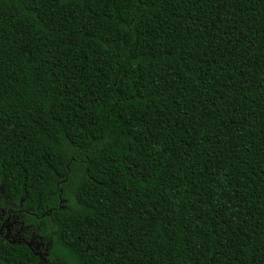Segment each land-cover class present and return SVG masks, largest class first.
<instances>
[{"label": "trees", "instance_id": "obj_1", "mask_svg": "<svg viewBox=\"0 0 264 264\" xmlns=\"http://www.w3.org/2000/svg\"><path fill=\"white\" fill-rule=\"evenodd\" d=\"M0 189L46 264H264V0H0Z\"/></svg>", "mask_w": 264, "mask_h": 264}, {"label": "rangeland", "instance_id": "obj_2", "mask_svg": "<svg viewBox=\"0 0 264 264\" xmlns=\"http://www.w3.org/2000/svg\"><path fill=\"white\" fill-rule=\"evenodd\" d=\"M9 228V233H8ZM0 236L10 243L25 244L31 248V250L43 260L42 248L40 249V243H42L34 229H31L26 223L23 217L16 212L15 209L8 203L3 197L0 189ZM9 235V237H6ZM14 239V240H12ZM12 240V241H11Z\"/></svg>", "mask_w": 264, "mask_h": 264}, {"label": "flooded vegetation", "instance_id": "obj_3", "mask_svg": "<svg viewBox=\"0 0 264 264\" xmlns=\"http://www.w3.org/2000/svg\"><path fill=\"white\" fill-rule=\"evenodd\" d=\"M0 232H2V230H0ZM8 233H9V228H8ZM1 237V236H0ZM6 237H9V235H7ZM3 239H4V237H2ZM12 240H14V239H12ZM11 240V241H12ZM7 241V240H6ZM9 242V241H8ZM13 244H16V243H13ZM40 249H41V244H40V247H39ZM43 253V252H42ZM43 263H45L44 261H43ZM46 264V263H45Z\"/></svg>", "mask_w": 264, "mask_h": 264}]
</instances>
